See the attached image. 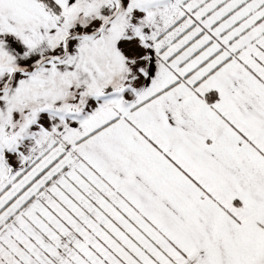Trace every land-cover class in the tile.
Listing matches in <instances>:
<instances>
[{
    "label": "snow or ice",
    "instance_id": "6c2138e0",
    "mask_svg": "<svg viewBox=\"0 0 264 264\" xmlns=\"http://www.w3.org/2000/svg\"><path fill=\"white\" fill-rule=\"evenodd\" d=\"M0 264H264V0H0Z\"/></svg>",
    "mask_w": 264,
    "mask_h": 264
}]
</instances>
